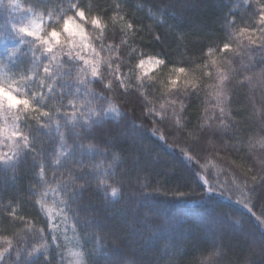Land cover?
<instances>
[{"label":"trees","instance_id":"1","mask_svg":"<svg viewBox=\"0 0 264 264\" xmlns=\"http://www.w3.org/2000/svg\"><path fill=\"white\" fill-rule=\"evenodd\" d=\"M17 2L24 9L39 0ZM43 2L47 4L50 0ZM69 2L51 0L54 7L43 11L54 14L44 16L41 29L56 25ZM75 2L93 15L103 9V30L95 28L90 22L83 24L91 47L81 52V56L92 59L91 48H95L101 60V77H85L89 81L88 88L94 94L88 100L91 104L103 103L104 107L109 101L115 104L120 115L113 113L112 122L123 123L126 119L121 127L129 135H135L138 144L146 146L154 156L153 161H146L144 171L131 164L125 165L121 159L113 160V153L89 158L92 164L100 165L95 173L98 179L104 178L107 170V184L121 189L118 201L105 202L101 198L103 190L96 191L93 186V191L86 198L88 208L81 209L86 220L82 222L81 230L88 233L84 246L90 252L92 264H194L197 250L217 247L222 250L220 264H264V186L260 183L259 171V162L264 159V143H261L264 134L259 130L264 127L259 124V110L264 104V84L257 80L247 88L236 90L232 104L236 132L232 131L230 123L227 136L218 138L208 134L202 137L205 129L210 133L218 124L213 118L219 112L213 107L216 101L212 85L216 82V70L211 60L216 59L225 70L243 67L247 63L250 46L247 39L237 33L239 27L254 21L243 0ZM30 18L33 17L24 11L0 7V69L6 66L4 61L18 45L10 25H23ZM233 19L236 21L234 25L231 24ZM128 23H132L134 28L128 29ZM156 36L160 39H155ZM225 42L232 45V52L225 54L216 50ZM67 50L64 48L63 53ZM79 51L76 48L73 56ZM63 53L59 59L73 65L72 83L76 84L77 78L82 75L83 61H70ZM149 56L162 58L165 64L148 71L135 68L139 59H148ZM15 57L7 64L13 71L30 68L32 72L42 73V63L49 62L47 54L33 62L32 52L24 45H19ZM67 64L64 67L53 64L58 80H68L63 75ZM117 65L127 87L118 91L115 87L105 89L108 98L105 100L103 85L116 83L114 70ZM176 67L186 68L190 76L199 78L198 83L201 84L200 94L193 106L181 113L184 119L180 124L176 123L178 117L171 107L160 108L162 103L173 98L166 85L169 79L174 78L172 70ZM204 71H212L213 78L203 77ZM0 75L7 74L0 72ZM29 89L39 92L38 78L29 85ZM184 91L182 87L172 90L181 98ZM21 92L24 93L23 98H28L24 89ZM71 93L83 97L85 90L76 92V87H73ZM120 93H131L135 103L129 104V96ZM157 112L160 114L157 115ZM253 112L256 118L250 119ZM35 115L30 114L31 123L24 122L26 128L35 125ZM3 122L0 119V124ZM40 133L36 146L39 148L42 145L51 160L59 143L55 126L50 135L42 129ZM194 140H198L203 148L196 156L188 151ZM68 144L78 147L71 134ZM132 150V147L122 144L114 154L120 156L121 152ZM0 151L7 149L0 146ZM71 166L70 162L63 168L49 166V182L43 185L48 191L46 206L52 209V220L56 223H59L57 217L61 207L58 205L61 199H65L62 193L66 190L57 183V179L63 178L62 173L67 176V168ZM35 167L31 156L18 172L0 165V236H7L13 241L7 264L15 260L17 250L22 252L23 259V254L30 248L38 247L45 239L49 242L51 238L47 227L48 214L33 204L29 188L30 181L35 180L32 176ZM254 176L256 180H253ZM209 185L213 192H208ZM12 209L16 210L15 219L8 217ZM41 228L45 230V239L39 233ZM79 232L78 229L77 235ZM3 246L4 243L0 242V247ZM55 253V247H50V259H55ZM28 264L45 262L41 255L33 257Z\"/></svg>","mask_w":264,"mask_h":264},{"label":"snow or ice","instance_id":"2","mask_svg":"<svg viewBox=\"0 0 264 264\" xmlns=\"http://www.w3.org/2000/svg\"><path fill=\"white\" fill-rule=\"evenodd\" d=\"M243 4L250 10L251 19L254 23L245 24L239 27L238 35L247 39L250 46L247 50V63L243 64V67H236L234 69L225 70L221 68L216 59L211 60V65L215 68V83L212 85V95L216 103L214 108L218 109L219 115L213 118L218 121L215 129H205L202 132V137L208 134L215 135L218 138L228 135L229 124L231 123L232 131L236 132V121L234 119L235 113L232 111L233 97L235 96L237 89L247 88L253 85L254 81H259L264 84V0H243ZM119 7V5H117ZM239 7V5H237ZM68 13H64V22L61 24V30L66 28V25H74L78 28V39L76 46L81 47L83 51L88 50L91 47L88 36L85 34V28L83 24L90 22L97 29H104L101 14L103 9L97 11L95 15L91 14L88 9L83 7L75 0H70L68 3ZM70 13V14H69ZM115 19V17H113ZM123 20V17H120ZM235 19L231 24H235ZM35 28L39 29L40 25L33 21ZM128 29H133L134 25L128 23L126 25ZM22 32L29 35H34L31 30L22 28ZM155 39L159 40L160 37L156 36ZM63 36L61 32L55 33V44L44 41L45 53L50 54L48 63H42V73H40L39 80V103H35L33 99L19 98L20 105H8L4 102H0V119L4 122L0 125V138L8 137L12 141H21L23 148L19 146L10 147L9 153H0V165L5 167H11L13 172H18L31 156V161L35 163V170L32 176L34 181H30L29 188L31 189V196L34 205H38L42 212H47L48 218L52 219V209L47 207L46 197L48 191L43 188L44 184L49 181L47 179L49 166H56L57 168H63L67 163H71V167L67 168V176H63L62 179H57V183L63 185L66 189L62 196L66 194L70 196L71 203H68V207L79 215L81 209L88 208L87 196L93 191L95 186L96 191L105 193L104 200L116 202L120 199V193L115 191L111 195L108 194L109 188L107 185V170L104 173V178H97L95 173L99 169L100 165L92 164L90 157L94 155H102L105 153H113V160L121 159L125 165L131 164L139 171H144L143 167L146 161H153L154 156L150 149L146 146L138 144L137 137L135 135H129L126 129L121 126L123 123H113L112 114L120 115V110L115 104L108 102V106L104 107L103 103L91 104L88 100L90 95H94L92 90L88 88L89 81L85 77L91 76L92 78L101 77L100 65L101 60L99 58V52L95 48H91L94 57L92 59L81 56L80 52H75V56L78 60L83 61L84 67L80 69V75L76 80V92H80L81 89L85 90L83 97H77L75 93H68L69 89L67 85L72 82V69L73 65L67 64V62H61L59 56L60 52H56L55 48L62 44ZM73 45H69V49H72ZM220 53L232 52V45L228 42L223 43L222 47L216 49ZM15 51V50H14ZM13 51V52H14ZM212 51L209 46V52ZM68 57L73 55V51L67 50L63 53ZM38 59V58H37ZM235 63V61H233ZM53 64L64 67L67 64V71L64 72V76L68 77L67 81L57 79V73L53 70ZM164 65V61L156 56H149L148 59H139V62L135 64V68L144 70L149 66ZM111 68V65H109ZM174 78L168 80L166 88L169 90V94L173 96L172 99L167 100L160 105L161 109L167 106L173 109V112L177 115V124H180L184 117L182 112L187 111L193 106V103L198 98L201 91V84L198 83L199 78L190 76L186 68L176 67L173 70ZM145 74H147L145 72ZM34 75V74H33ZM116 83L104 84L102 88V95L107 100V95L104 93L105 89L110 90L115 87L117 91L120 88H126L121 73L120 66L117 65L114 70ZM212 71H204L203 77L213 78ZM44 77H48L45 80ZM32 75L24 77V79H31ZM62 85V86H61ZM3 86V85H0ZM184 88L183 98L172 92L174 89ZM9 93L15 95V89L11 86L6 89ZM120 95H128L129 104H134L135 99L132 98L131 93H120ZM51 103H48V101ZM66 100V103H65ZM79 101V102H78ZM179 105V110H177ZM5 108L17 109L21 113H35L33 117L35 125L30 126L31 136L26 135L20 128L19 124L13 123L9 125L4 116L3 110ZM134 111V110H133ZM13 121H17L20 117L13 113ZM157 115L160 113L157 112ZM256 113L253 112L250 119H255ZM135 122V118L132 121ZM259 124L264 125V104H261L259 110ZM53 125L55 126V133L58 137V146L54 152V158L49 160L43 151V146L39 148L36 146V140L41 136L40 130L42 129L46 135H50L53 131ZM187 126V125H185ZM261 134H264V127L259 129ZM75 137V141L78 142V147L74 144H68L69 135ZM135 142V143H134ZM264 143V141H261ZM122 144H126L132 147L131 152H121L120 156H116L114 153L116 150L121 149ZM202 145L198 140H194L188 151L196 156L198 151H202ZM198 158V157H197ZM191 159V157H189ZM259 171L261 173L260 183L264 186V159L260 160ZM203 179V177H200ZM256 180V177H253ZM207 183V181H205ZM249 191L255 192L254 189ZM208 192H213L212 186L209 185ZM65 199H61L60 203H65ZM264 203V201H262ZM247 207V204H245ZM62 211V210H61ZM61 214V212L59 213ZM17 216L16 210L12 209L8 212V217L15 219ZM91 223V220H88ZM39 233L42 239H45L43 228L39 229ZM87 235L88 233L85 232ZM0 242H3L5 246L0 247V264H7V260L11 255L10 250L13 248V241L7 236H0ZM49 242L45 239L44 243H41L38 247L30 248L26 254L17 250L15 254V264H28V262L36 256H41L43 261L49 260ZM70 254L75 258V264H83L81 253L76 250H70ZM222 250L217 247L212 249L206 256L201 257L200 264H220V257Z\"/></svg>","mask_w":264,"mask_h":264},{"label":"clouds","instance_id":"3","mask_svg":"<svg viewBox=\"0 0 264 264\" xmlns=\"http://www.w3.org/2000/svg\"><path fill=\"white\" fill-rule=\"evenodd\" d=\"M0 7L12 11H24L27 14H29L31 17H33L32 20H30L27 24H23L20 26H17L16 24H11L10 27L12 29V34L18 39V45L17 48L14 49L15 51L19 50V45H24L29 51L32 52L34 61H39L47 54L50 59V54L45 53V43L44 41H47L48 43L55 44V33L61 32V35L63 36V44L58 45L55 48L56 52L63 53L64 48H68V50L75 51L76 48L80 49V53L84 52L81 47H77V39H78V28H76L74 25H66V28L64 30H61V24L64 22V15L59 17V21L56 25L51 26L49 29H39L35 28L33 25V21L36 23V19H43L45 15L52 16L54 13L49 11L45 13L43 10L48 9L50 7H54V5L51 3V0L49 3H44L43 0H39V2L32 4L29 7H26L24 9H21L20 3L17 2V0H7L5 3V0H0ZM37 9H40L41 11L38 12ZM66 11L65 13H68V5H66ZM70 14V13H69ZM38 24V23H36ZM22 28H27L31 30L33 33H37L34 35L25 34L21 31ZM31 37L33 39L28 40L26 38ZM72 44V49H69V45ZM15 51L7 56V60L4 61L5 67L3 69H0V72L6 73L7 75H0V102H4L8 105H20V97L24 94L21 92V89L25 90V93L27 94L28 98L33 99L35 103H39V92L35 90H30L29 85L32 84L36 77L40 75V73L32 72L30 68L24 69V70H15L13 71L10 67L7 66L8 61L14 60L15 57ZM38 58V59H37ZM69 60H78L76 56H70L68 57ZM164 61L162 58H159ZM83 68V67H82ZM34 74V75H33ZM32 75L31 79H24V77ZM45 80H48V77H44ZM11 86L13 89H15V95L9 93L6 89L7 87ZM62 86V85H61ZM69 91L66 93V95H69L71 93V89L73 87H77L76 84H73L72 82L67 85ZM15 110V111H14ZM4 116L7 120V123L9 125H12L13 123L19 124L20 128L23 130V132L26 135L31 136V131L29 128L25 127L24 122L28 121L31 123L30 120V114L28 113H21L19 108L17 109H9L5 108L3 110ZM20 117L19 120L13 121V113ZM2 125V124H0ZM0 146L7 149V151H0V153H9L10 154V147L19 146L20 149L23 148L22 142L12 141L8 137H2L0 138ZM110 189L108 192L109 195L112 194L113 191L120 193L121 189L119 187H115L112 185H106ZM105 193L101 191V198H104ZM223 196V195H222ZM65 203L59 204L60 212L61 214L57 217V220L59 223L53 222V220L48 218L47 227L48 232L50 234V241L49 245L50 247H55L56 253H55V259L45 260V264H75V258L71 256L70 250H76L81 253L83 264H92L91 258H90V252L88 248L84 246V239L87 237L85 232H82L81 230V224L82 222H86L84 216L82 215V212L80 211L79 215L77 212L73 211L72 208L68 207V203H71L70 196L66 194L65 196ZM108 200H105L107 202ZM62 210V211H61ZM80 230L79 235H77V230ZM71 233V235H69ZM212 249H205L202 250L194 256V264H200V259L203 256H206L209 252H211ZM11 264H15V260L11 262Z\"/></svg>","mask_w":264,"mask_h":264},{"label":"rangeland","instance_id":"4","mask_svg":"<svg viewBox=\"0 0 264 264\" xmlns=\"http://www.w3.org/2000/svg\"><path fill=\"white\" fill-rule=\"evenodd\" d=\"M33 18H30L25 24H27L30 20H32ZM36 23H38L40 25V27L42 26V20L41 19H36ZM10 66V65H8ZM153 68V66H149L148 68H146L145 70H151ZM197 252H200V250H197Z\"/></svg>","mask_w":264,"mask_h":264}]
</instances>
